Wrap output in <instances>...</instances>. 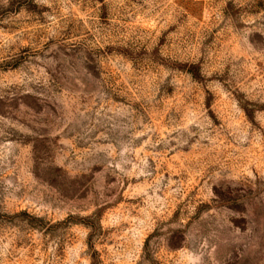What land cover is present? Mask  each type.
<instances>
[{
    "label": "rangeland",
    "instance_id": "1",
    "mask_svg": "<svg viewBox=\"0 0 264 264\" xmlns=\"http://www.w3.org/2000/svg\"><path fill=\"white\" fill-rule=\"evenodd\" d=\"M93 250L264 264V0H0V264Z\"/></svg>",
    "mask_w": 264,
    "mask_h": 264
},
{
    "label": "trees",
    "instance_id": "2",
    "mask_svg": "<svg viewBox=\"0 0 264 264\" xmlns=\"http://www.w3.org/2000/svg\"><path fill=\"white\" fill-rule=\"evenodd\" d=\"M89 237H90L89 238L90 241H88L89 247H92L91 235ZM91 264H99L98 258L96 256V252L94 250L92 251V254H91Z\"/></svg>",
    "mask_w": 264,
    "mask_h": 264
}]
</instances>
